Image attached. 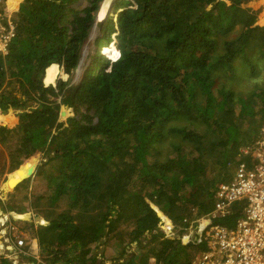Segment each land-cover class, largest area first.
<instances>
[{
  "label": "trees",
  "instance_id": "16d2710c",
  "mask_svg": "<svg viewBox=\"0 0 264 264\" xmlns=\"http://www.w3.org/2000/svg\"><path fill=\"white\" fill-rule=\"evenodd\" d=\"M103 1H5L16 35L0 53V125L17 119L0 126V166L8 161L12 173L5 187L51 170L45 197L5 208L30 229L45 264H99L93 247L103 238L117 257L137 242L121 264H191L205 245L167 238L159 215L181 234L190 224L195 231L216 184L231 179V152L237 157L256 136L264 26L244 7L251 0H115L116 20L97 21L91 42ZM106 31V52L73 84L85 47L101 44ZM65 105L74 115L62 110V127ZM38 153L48 161L32 173ZM241 210L214 223L233 227ZM26 212L31 222L21 220Z\"/></svg>",
  "mask_w": 264,
  "mask_h": 264
},
{
  "label": "built area",
  "instance_id": "2783aa9c",
  "mask_svg": "<svg viewBox=\"0 0 264 264\" xmlns=\"http://www.w3.org/2000/svg\"><path fill=\"white\" fill-rule=\"evenodd\" d=\"M1 5L2 0L0 53L5 55L16 35V23L6 22ZM237 158L231 179L216 184L210 212L196 221L195 231H191V224L187 230V235L192 237L189 242L204 244L206 248L194 256L191 264H264V121L254 142L241 147ZM235 205H240L242 210L233 227L214 223L217 217L229 215ZM162 217L160 224L164 234L174 232L172 222L168 219L166 222ZM15 220V216L0 212V246L5 248L3 256L12 264H33L25 260L27 256L40 262L24 249L25 237Z\"/></svg>",
  "mask_w": 264,
  "mask_h": 264
},
{
  "label": "rangeland",
  "instance_id": "374dc122",
  "mask_svg": "<svg viewBox=\"0 0 264 264\" xmlns=\"http://www.w3.org/2000/svg\"><path fill=\"white\" fill-rule=\"evenodd\" d=\"M114 1L115 0H112L111 2H108L106 4L105 3L101 4V9L102 10L99 11L98 19H101V18H103L105 16V14L107 12V7L111 3L110 8L108 9V12L107 13H109L110 18H112L113 21L116 20V15H115L114 8L112 9V6L114 4ZM254 1H256V0H251L250 2L246 3L244 5V7H247V8L249 7L253 11H256L255 24L258 25V26H264V2H254ZM83 5H85V3ZM4 9H5V2L3 4V14H4ZM4 17H5V15H4ZM258 17H259V20H258ZM95 20H97L96 17H95ZM96 28H97V26H96ZM99 30L95 29L93 31V33L91 31V34H90V37H89L91 39V42L96 37H99L100 36V31ZM108 38H109V31H106L103 34V38L101 39L102 40L101 44H98L97 45V44H94V43H90V45H88V46L85 47V49H84V51L82 53L83 58H82V64L80 65V68L78 70L77 69L74 70L71 73V75H70L71 79L73 80V84H77L79 82V80L81 79L82 75L85 73V71L92 65L93 57L96 54V52H97L98 55H101L100 53H102V54L104 53V50H105L106 46L109 45L108 42H107V39ZM261 67H263V66H261ZM95 70H98V69H95ZM54 73H55V70H53V69L50 70L48 72V78H52L53 75H54ZM67 78H68V76L66 75V78L65 79L62 78V80H66ZM260 78H264V70H262L260 72V76H259V78H257V80H260ZM242 87H243V85L239 84V88H242ZM56 101L59 102V100H56ZM62 110H64L63 107L59 111V117H60L61 123L63 124V123H65V121L60 116V112H62ZM70 111H71V115H74V113H73V111L71 109H70ZM6 120H9L10 121L11 118H8V116H6ZM15 120H16L15 123H12V121H11V125L6 124V125H0V126H5L7 128H13L17 124V119L15 118ZM67 123H65L66 125H64V127H67L68 126ZM251 139H252L251 142L248 143V144H251L252 142H254L255 136H252ZM0 152H4L5 153V154H3V157H4L6 155V148H3L0 145ZM35 155L38 156V162L36 163L33 172L35 171V169L37 168V166H43L47 162V161H45V155H46L45 153H41V154L38 153V154H35ZM229 160L231 162H233V166L230 167V168H227L226 169V172H227V174H233V172L235 171V167L237 165V161L239 160V158H237L236 156H234L232 154V152H231V155H230V159ZM8 163L9 162L7 161L6 164H5V167L4 166H0V171L6 168L4 170L5 172H3L2 174L0 173V212L2 214L8 215L10 217L13 214L10 213L5 207H7V206L10 207L11 205H14V204L15 205H17V204L20 205L21 204L23 206H28L29 204L34 203L36 197H39V196L45 197L46 196L47 192H49L48 191L47 183H48V175L51 174L50 173L51 170L46 171V173L44 175H39V176L32 177L29 180V183L28 184H27L26 181H23V182L20 183L21 185H19V186L16 184L15 186H12V187L9 186L6 189L5 186L7 184L8 177L11 176V175H8V174L11 173V172H9L10 171V167H9L10 165H8ZM22 179H20V181ZM26 194H27V201L26 202L25 201L22 202L21 199H23V197ZM15 198H16L17 201H13L12 200V199H15ZM44 202H45L44 200L41 201V203H44ZM26 214H30L31 215V212H26ZM23 218H24V221L27 220V221L31 222L29 219H26L25 216ZM23 218L21 220H23ZM40 222L42 224L45 223V221L42 220V219H40ZM120 223L121 222L118 219L114 224L116 226H118ZM16 225H17L19 231H21L23 233L24 237H25L26 247H24V249L26 251H28L32 256H35V257H37L39 259L40 262H37L36 261L37 264H45L46 262H44L42 260L43 257L40 256L39 246H38V243H37L36 239L34 237H31L30 234H29L30 229L29 228H25L23 225H20V223H18V224L16 223ZM119 227L121 229H124V228H126V224H120ZM160 230H162L161 227H160ZM182 230H184L182 227H175L174 228V232L165 234V236L175 237L176 235H181V232H183ZM124 231H123V233L121 235V237H122L121 240L124 241V242H127L129 238H127L124 235ZM33 238H34V240L31 241L30 239H33ZM28 242H30L31 246H30V244ZM34 243L36 244V247L34 246ZM185 243H186V241H185ZM136 247H137V242H132L128 246L127 252L124 255H122L121 257L120 256L117 257L118 256V250L116 252L113 242L112 241L111 242L110 241L108 242V240H106L105 238H103L101 240V242H100L99 248L97 247V245H94V247H93L94 248L93 249V256L98 260V263L99 264L100 263L101 264H105L104 262H106L107 260L108 261H111L113 264L123 263V262H125L128 259L129 256H131V254L135 253L138 250V248H136ZM4 249L5 248L3 247L2 251H1V253H3V254H4ZM102 250H103V254H101L102 253ZM114 250H115V254H113V251ZM113 255H115V256H113ZM25 260L27 262H31V260L29 259L28 256L25 258ZM134 260H135V262H138V258L137 257ZM153 260H152L151 264H155V260L154 261ZM89 263L90 262H88L87 264H89Z\"/></svg>",
  "mask_w": 264,
  "mask_h": 264
},
{
  "label": "water",
  "instance_id": "95a60500",
  "mask_svg": "<svg viewBox=\"0 0 264 264\" xmlns=\"http://www.w3.org/2000/svg\"><path fill=\"white\" fill-rule=\"evenodd\" d=\"M24 1V0H23ZM108 15L109 14H106V18L108 17ZM96 25H97V20L95 21V23H94V25H93V27H92V33H93V31L96 29ZM82 58H83V56L81 57V60H80V63H79V67L77 68V70L80 68V65L82 64ZM63 109L64 110H70L69 108H68V106L67 105H65V106H63ZM61 113L62 112H60V116H61ZM63 126L62 127H64V125H66L65 123H63L62 124ZM45 161H48L47 159H45ZM32 173H33V171H32ZM32 173H30L28 176H30ZM154 208V207H153ZM159 214V213H158ZM160 216V215H159ZM25 217H26V219H29L30 220V218H31V215L30 214H26L25 215ZM36 221L37 222H39L40 221V218H36ZM162 226V225H161ZM188 233L187 232H185V233H183V234H181V235H176L175 237H171V236H166L167 238H169V239H180V241H181V243L183 244V245H185V244H188V242H189V238H192L191 236H189V235H187ZM185 241H186V243H185ZM100 242H101V240L99 241V242H97L96 243V245H97V247H98V244L100 245ZM106 262H109V264H113L111 261H106ZM106 262H104L105 264H106ZM118 264H121V263H118Z\"/></svg>",
  "mask_w": 264,
  "mask_h": 264
},
{
  "label": "bare ground",
  "instance_id": "6f19581e",
  "mask_svg": "<svg viewBox=\"0 0 264 264\" xmlns=\"http://www.w3.org/2000/svg\"><path fill=\"white\" fill-rule=\"evenodd\" d=\"M111 1H112V0H104V1L102 2V4H103V3L106 4V3L111 2ZM110 5H111V3H110L109 6L107 7V12H108V9L110 8ZM100 8H101V5H100ZM100 10H102V9H99V11H100ZM99 11L97 12V15H96V19H97V21L100 20V19H98ZM107 12H106V14H107ZM106 14H105V16H104L103 18H101V19H105V18H106ZM105 50H106V48H105ZM105 50H104V53L106 52ZM104 53H103V54H104ZM11 174H12V173H11ZM11 174H8V175H11ZM22 178H24V177H21V179H22ZM19 181H20V180H19ZM19 181H17L13 186H15ZM8 183H9V181H7V184H8Z\"/></svg>",
  "mask_w": 264,
  "mask_h": 264
},
{
  "label": "clouds",
  "instance_id": "9594fccd",
  "mask_svg": "<svg viewBox=\"0 0 264 264\" xmlns=\"http://www.w3.org/2000/svg\"><path fill=\"white\" fill-rule=\"evenodd\" d=\"M6 0H2V5L4 4V2H5ZM107 14H109V13H107ZM115 37V34H113L112 35V38H114ZM114 43V42H113ZM119 58V55H118V57L116 58V59H111V60H117ZM45 85V84H44ZM52 85V84H51ZM158 212V211H157ZM159 213V212H158ZM160 214V213H159ZM14 216V215H13ZM160 216H163V215H160ZM163 217H165V216H163ZM166 219H168L167 217H165ZM17 219V218H16ZM31 219V218H30ZM23 220H24V218H23ZM169 220V219H168ZM27 221V220H26ZM160 224V223H159ZM161 227V224L159 225V228ZM162 231V230H161ZM27 237V236H26ZM1 246H0V257H3V258H5L3 255V253H1ZM30 258V257H29ZM32 258V257H31ZM7 259V258H6ZM9 260V259H8ZM10 261V260H9ZM11 262V261H10ZM12 263V262H11Z\"/></svg>",
  "mask_w": 264,
  "mask_h": 264
},
{
  "label": "crops",
  "instance_id": "0c3cea01",
  "mask_svg": "<svg viewBox=\"0 0 264 264\" xmlns=\"http://www.w3.org/2000/svg\"><path fill=\"white\" fill-rule=\"evenodd\" d=\"M254 2H264V0H256V1H254ZM15 119V118H14ZM3 190V189H2ZM152 258H150L148 261H149V264H151V262H152V260H151ZM154 261V260H153Z\"/></svg>",
  "mask_w": 264,
  "mask_h": 264
}]
</instances>
